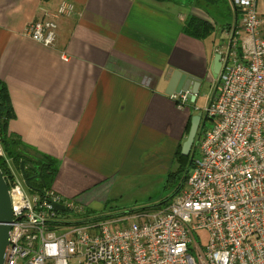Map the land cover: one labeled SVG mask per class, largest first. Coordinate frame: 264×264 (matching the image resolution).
I'll return each instance as SVG.
<instances>
[{
  "label": "crops",
  "instance_id": "1",
  "mask_svg": "<svg viewBox=\"0 0 264 264\" xmlns=\"http://www.w3.org/2000/svg\"><path fill=\"white\" fill-rule=\"evenodd\" d=\"M63 1L75 13L58 20L55 49L31 43L27 26ZM193 9L155 0H0L8 132L55 161L51 191L101 209L116 186L176 157L196 113L166 94L167 78L179 71L203 79L216 55L211 38L183 32ZM257 10L264 19V0Z\"/></svg>",
  "mask_w": 264,
  "mask_h": 264
},
{
  "label": "built area",
  "instance_id": "2",
  "mask_svg": "<svg viewBox=\"0 0 264 264\" xmlns=\"http://www.w3.org/2000/svg\"><path fill=\"white\" fill-rule=\"evenodd\" d=\"M228 1L236 18L215 46L218 91L202 110L197 95L194 102L189 92L170 96L204 120L183 187L159 208L97 220L72 199L26 188L6 159L13 221L4 264H264V19L257 0ZM74 13L63 1L30 23L25 36L54 50L58 20ZM200 14L194 16L212 22ZM65 214L77 222L60 220ZM125 219L128 226L117 228Z\"/></svg>",
  "mask_w": 264,
  "mask_h": 264
},
{
  "label": "trees",
  "instance_id": "3",
  "mask_svg": "<svg viewBox=\"0 0 264 264\" xmlns=\"http://www.w3.org/2000/svg\"><path fill=\"white\" fill-rule=\"evenodd\" d=\"M155 1L170 2V3L177 4V5L185 6L189 9L196 8L201 11L206 10L209 12H210L209 9L212 8L211 10L213 11V13L218 12L217 11L218 8L224 3V5L228 8L230 14L233 15V18L234 19L236 18V14L231 9L228 0H155ZM211 19L213 23L208 20L202 19L200 17L191 15L187 18L183 26V32L196 39L203 40V39L211 38L217 27V22L215 21V19L214 18H211ZM230 24L231 23L226 24V26H222V27L225 28L229 26ZM13 117H14V114H13V110L11 107L7 87L0 80V139H1V144L5 152V156H6V158L0 157V169L4 176H7L8 174L11 173L6 159H8L11 162V165L17 172H20V167L22 164H24L25 175L29 181L30 187L33 189H39L40 191L50 190L52 181L57 171L55 161L49 159L48 157L42 156L38 153H35V152L32 153L28 149V147L25 146L17 136L9 134L8 124L10 120L13 119ZM190 125H191V119L187 126V130H186L187 134L189 133ZM203 129H204V126L201 127V132L203 131ZM197 139L195 141V144L197 142ZM193 151L191 152L189 157H183L181 155V147L179 148L177 152L176 160L178 161L180 165V169L183 168L184 170L185 168V171H186V174L182 180V183L177 189L178 191L183 187L188 177L189 170L193 164ZM173 175L174 174H170L169 177L171 178L173 177ZM172 197H168L162 200V202L157 205L143 208L140 210H149V209L159 208L162 204L164 205L167 204L171 200ZM136 211H139V210H136ZM136 211L134 210L128 211L122 214L121 216L129 215L132 212H136ZM108 217H111V216H100V217H97V220L106 219Z\"/></svg>",
  "mask_w": 264,
  "mask_h": 264
},
{
  "label": "rangeland",
  "instance_id": "4",
  "mask_svg": "<svg viewBox=\"0 0 264 264\" xmlns=\"http://www.w3.org/2000/svg\"><path fill=\"white\" fill-rule=\"evenodd\" d=\"M211 9H209L210 12L206 10L202 12L205 15L204 17L207 16L211 21V18H214L217 22L215 32L213 33L211 39L208 40V43L215 47L219 44V40L222 36L221 30L224 28L222 26H226V24L231 23L233 20V15L230 14L228 8L224 5V3L218 8V12L213 13ZM196 14L200 13L197 10H194L193 15ZM203 14L200 15L202 16ZM216 80L217 79L214 78L213 74L211 73H209L207 77L201 79L197 99L194 103L197 109H204L208 100L211 99L213 95L218 91ZM193 113L197 114L199 113V111H193ZM208 127H210V123L206 122L205 128ZM170 174H174L173 177L170 178ZM185 174V168L184 170L183 168L180 169V165L175 157L170 163H168L166 169L158 168V171L154 174L137 177L134 178L131 183H123L116 186L108 196V202L106 205L103 204L101 209L89 210V214L91 216L90 218L97 219V217L100 216H111L106 219L122 218L125 215H121L125 212L133 210L136 211L159 204L160 202H162V200L168 197H172L175 193H177V189L181 185ZM59 218L60 220L67 219L68 221H72V218H69L66 214L60 215ZM130 219H125L124 221L117 223L116 227L122 228L124 226H128L131 221ZM72 222H77V219H74ZM201 239L202 244H206L208 239L207 233L202 232Z\"/></svg>",
  "mask_w": 264,
  "mask_h": 264
},
{
  "label": "water",
  "instance_id": "5",
  "mask_svg": "<svg viewBox=\"0 0 264 264\" xmlns=\"http://www.w3.org/2000/svg\"><path fill=\"white\" fill-rule=\"evenodd\" d=\"M221 70L220 56L215 55L211 72L214 78H218V75ZM168 86L166 94L171 96L173 93H184L189 92L193 94L190 96L191 102L195 101V95L198 94V89L200 87L201 79L193 76L183 74L179 71L170 72L168 76ZM204 124L202 119V114L199 112L196 115L191 117V125L189 133L186 140L181 146V155L183 157H189L195 141L201 134V127ZM20 173L24 180L26 188L31 191H40L39 189H33L29 185V181L25 175L24 164L20 167ZM163 205V204H162ZM55 209L58 211H63L64 208L61 205L55 204ZM13 221L11 199L9 194V187L5 181L4 175L0 169V264H4L7 256V251L10 244V233H11V224Z\"/></svg>",
  "mask_w": 264,
  "mask_h": 264
}]
</instances>
